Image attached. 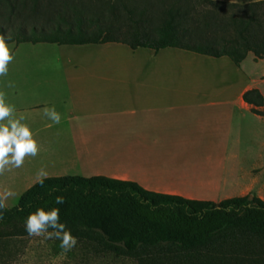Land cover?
I'll list each match as a JSON object with an SVG mask.
<instances>
[{
	"label": "crops",
	"instance_id": "obj_1",
	"mask_svg": "<svg viewBox=\"0 0 264 264\" xmlns=\"http://www.w3.org/2000/svg\"><path fill=\"white\" fill-rule=\"evenodd\" d=\"M88 44L96 45L104 60L73 62L62 73L64 88L0 87L39 144L38 153L26 156L20 168L0 173L1 195L18 190L20 197L44 178L38 175L43 170L46 177L132 180L190 199L219 202L251 194L264 200V116L243 99L251 88L264 95L261 80L243 69L248 58H264L255 60L249 52L236 65L228 56L178 47ZM123 53L132 63H122ZM170 59L190 68L175 67ZM211 65L226 68H202ZM53 106L61 114L59 124L43 114Z\"/></svg>",
	"mask_w": 264,
	"mask_h": 264
},
{
	"label": "trees",
	"instance_id": "obj_2",
	"mask_svg": "<svg viewBox=\"0 0 264 264\" xmlns=\"http://www.w3.org/2000/svg\"><path fill=\"white\" fill-rule=\"evenodd\" d=\"M96 1L99 8L94 11V0H0V33H11L16 43L178 47L228 56L236 65L249 52L255 60L264 58V0ZM203 3L212 8L201 10ZM27 6L30 11H22ZM222 7L232 13L224 17ZM40 17L43 21L36 22ZM212 29L230 30L231 35L220 40L203 35ZM243 99L264 116V95L258 88L246 90ZM42 179L6 208L0 226L27 234L24 220L30 212L59 207L61 221L74 236L119 256L158 264H264V200L258 196L215 202L156 192L136 181L104 175ZM57 195L65 197L63 205H55Z\"/></svg>",
	"mask_w": 264,
	"mask_h": 264
},
{
	"label": "rangeland",
	"instance_id": "obj_3",
	"mask_svg": "<svg viewBox=\"0 0 264 264\" xmlns=\"http://www.w3.org/2000/svg\"><path fill=\"white\" fill-rule=\"evenodd\" d=\"M224 2H235L239 4L250 3L257 0H215ZM200 6V5H199ZM31 6L23 8L30 11ZM95 11L99 8V2L94 0L91 5ZM212 8L209 3H203L201 10ZM49 12L50 10H45ZM219 13L228 17L232 13L230 7H222ZM43 18L36 19L41 23ZM202 30L192 31L201 32ZM202 33V32H201ZM203 35L220 40L222 37H229L230 30L212 29L204 31ZM15 42V41H14ZM15 44H17L15 42ZM96 45H57L48 43L33 44L30 42L20 43L15 46V59L9 64V71L6 76L0 77V87H23V88H64L67 83L63 77L66 70L71 69L73 62L87 58V65L100 63L104 59L98 55ZM128 49V48H127ZM124 56V57H123ZM122 63H132L133 59L126 53L121 56ZM170 64L182 70L190 68V64L180 59H170ZM194 65V64H191ZM174 68V67H173ZM206 71L224 70L226 67L211 65L202 67ZM247 77L260 79V85L264 90V60L253 62L248 58L243 66ZM236 84L238 80L236 79ZM7 207L18 203V190H5ZM59 240H48L41 243L40 237H30L28 234H21L15 228L0 226V264H158L151 260L141 262L139 258L132 256H119L111 251L100 249L96 242L88 239H78L77 245L68 252L59 247Z\"/></svg>",
	"mask_w": 264,
	"mask_h": 264
},
{
	"label": "clouds",
	"instance_id": "obj_4",
	"mask_svg": "<svg viewBox=\"0 0 264 264\" xmlns=\"http://www.w3.org/2000/svg\"><path fill=\"white\" fill-rule=\"evenodd\" d=\"M15 42L11 33H0V77L7 75L9 64L15 59ZM15 106L6 99V94L0 90V173L9 171L12 168H20L26 156H35L39 151V144L34 136V130L24 123L23 114L15 115ZM43 114L53 124H59L61 114L55 107H45ZM38 175L46 177L43 170ZM40 183H43L41 179ZM8 192L6 196H11ZM6 196L0 195V219L7 208ZM55 205H63L65 197L57 195L54 200ZM24 228L30 237H40L41 243L48 240H59V247L68 252L73 249L78 242L66 223L60 219L59 207H37L30 212L24 220Z\"/></svg>",
	"mask_w": 264,
	"mask_h": 264
}]
</instances>
